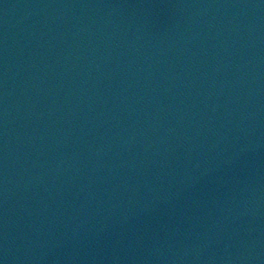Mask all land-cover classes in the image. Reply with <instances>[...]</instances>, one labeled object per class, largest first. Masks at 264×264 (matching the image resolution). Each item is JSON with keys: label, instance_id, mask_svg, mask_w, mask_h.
Masks as SVG:
<instances>
[{"label": "water", "instance_id": "95a60500", "mask_svg": "<svg viewBox=\"0 0 264 264\" xmlns=\"http://www.w3.org/2000/svg\"><path fill=\"white\" fill-rule=\"evenodd\" d=\"M0 264H264V0H0Z\"/></svg>", "mask_w": 264, "mask_h": 264}]
</instances>
